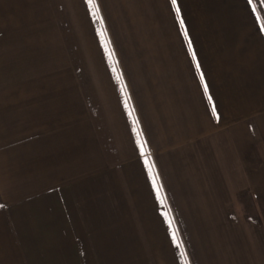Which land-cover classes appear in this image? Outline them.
Wrapping results in <instances>:
<instances>
[{
  "label": "crops",
  "instance_id": "0c3cea01",
  "mask_svg": "<svg viewBox=\"0 0 264 264\" xmlns=\"http://www.w3.org/2000/svg\"><path fill=\"white\" fill-rule=\"evenodd\" d=\"M263 10L0 0V264H264Z\"/></svg>",
  "mask_w": 264,
  "mask_h": 264
},
{
  "label": "rangeland",
  "instance_id": "374dc122",
  "mask_svg": "<svg viewBox=\"0 0 264 264\" xmlns=\"http://www.w3.org/2000/svg\"><path fill=\"white\" fill-rule=\"evenodd\" d=\"M259 1H260L261 5H262V7L264 9V0H259ZM239 202H241L240 203L241 204V210H240L241 216L242 217H244V216L246 217V215L249 216V213H252V207H251L252 204L249 203L248 198L247 197H242Z\"/></svg>",
  "mask_w": 264,
  "mask_h": 264
},
{
  "label": "snow or ice",
  "instance_id": "6c2138e0",
  "mask_svg": "<svg viewBox=\"0 0 264 264\" xmlns=\"http://www.w3.org/2000/svg\"><path fill=\"white\" fill-rule=\"evenodd\" d=\"M89 2H92V0H89ZM171 2L173 3V5L176 4V0H171ZM179 11V9H177V12ZM182 23V21H181ZM205 90L207 91V88L205 87ZM0 207H3L2 205H0Z\"/></svg>",
  "mask_w": 264,
  "mask_h": 264
}]
</instances>
